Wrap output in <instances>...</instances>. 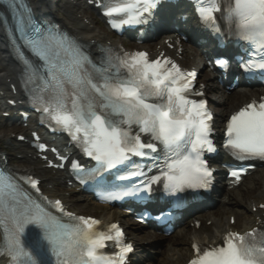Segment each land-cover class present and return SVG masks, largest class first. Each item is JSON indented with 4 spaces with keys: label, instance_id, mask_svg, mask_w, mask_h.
I'll use <instances>...</instances> for the list:
<instances>
[{
    "label": "snow or ice",
    "instance_id": "6c2138e0",
    "mask_svg": "<svg viewBox=\"0 0 264 264\" xmlns=\"http://www.w3.org/2000/svg\"><path fill=\"white\" fill-rule=\"evenodd\" d=\"M3 2L15 8L17 0ZM158 3L109 0L98 3V7L112 27L119 28L146 23ZM194 3L200 20L214 32L222 31L216 16L221 13L229 31L235 25L237 37L251 45L249 59L240 62L242 70L264 71V0ZM19 24L20 48L34 58L30 60L23 50L19 51L25 84L35 86L33 103L37 111L58 130L66 131L95 161L96 166L88 169L72 162L81 183L97 180L105 184L103 173L112 174L115 181L132 182L130 191L109 193L102 197L105 201L149 192L151 184L161 181L171 196L206 185L212 172L202 154L214 151L208 138L212 117L206 111V101L186 95L194 72L183 71L167 58L149 60L142 51L121 56L112 49H102L97 64L82 45L57 26L34 22L30 11ZM219 63L224 66L226 62ZM141 134L149 140L145 142ZM225 135V147L232 150L235 159L264 160V102L250 103L233 114ZM38 147L45 150L43 144ZM158 150L163 152L162 159L150 155ZM133 157L152 159L160 175L147 177ZM232 175L238 180L240 173ZM141 177L147 179L136 184ZM21 179L38 190V182L31 176L17 177L0 170V245L16 264H125L130 246H123L115 259L99 251L106 247V241L115 238L119 243L123 233L116 224L110 225L107 233L95 232L98 221L73 215L59 200L41 196L46 205L40 203L18 183ZM256 234V229L245 234L230 232L222 246L202 252L193 245L195 255L190 264H264V233L260 246L255 244Z\"/></svg>",
    "mask_w": 264,
    "mask_h": 264
},
{
    "label": "bare ground",
    "instance_id": "6f19581e",
    "mask_svg": "<svg viewBox=\"0 0 264 264\" xmlns=\"http://www.w3.org/2000/svg\"><path fill=\"white\" fill-rule=\"evenodd\" d=\"M31 5L34 7L36 14L40 17H47L50 19L55 20L65 29L69 30L72 34L82 37L87 41H98L104 43L108 41L107 35L103 32V28L97 27L93 19L88 17V8L84 4V0H29ZM86 1V0H85ZM165 39L173 40V36L171 34H164L161 37H158L154 44L159 45ZM192 62L187 61L186 55H183L181 64L186 68H198L199 65L203 62V55L197 50L192 49L191 53ZM17 70L15 65L10 61L8 57V53L6 51V46L2 38L1 28H0V91L2 92L4 98L5 96L9 95L10 89H8V85L14 82V78L17 74ZM205 79V78H204ZM203 79V80H204ZM2 81V82H1ZM233 93H227L224 89L216 87L212 81H207V91L210 94L211 100L210 103L213 106V110L215 111H223L226 113L234 112L238 107L250 101L253 97L256 98L259 95H264V89H254L248 88L246 86H239L238 88L233 89ZM0 98V99H1ZM3 106V104H1ZM4 110L0 111L2 114ZM0 114V126L2 125L3 119ZM11 134L9 133H0V139H3L4 143H7L8 146H13L12 141L8 137ZM20 151L18 152L19 155L22 156L23 161L27 164V166H20L16 168V171L22 172L23 169L25 171L33 172V165H37V160L34 159L33 153L25 144H20L17 147ZM31 153V154H30ZM58 173L60 176V180L64 176L62 173ZM220 178V177H219ZM46 186H50L51 188L47 190V195L51 198H61L62 201L70 206L73 207L76 204V198L74 197V191L76 189L70 188V190L61 189L59 190L53 184L52 176L47 178L45 175L43 176ZM259 179L261 181V190L257 195L259 198H253V200H248V211L244 212L240 209L233 211L230 208H227L225 202L219 200L221 203L220 207H216L213 209V203H211V208L208 211L202 210L201 212L196 213L195 216L191 217L187 222H192L193 220H203L209 221L210 225L205 226L203 222L199 227L193 226L189 228L187 226V222L184 221L179 224V227L173 230V232L169 235L166 240H168L172 247L169 249V261L171 264H181L182 262H186L189 258L192 257V250L189 248V245H196L199 248H203L209 245H214L219 241L221 236L226 233L227 231L234 229L229 223V217L236 213V220L240 223V232L250 230L252 227L256 225L259 226L264 224V211L256 210V212H252V208L258 205H264V166L257 168L254 174L251 175L250 182L248 186L242 187L240 184L236 188H231L228 184V180H225L227 186L231 188L230 192L224 194V196L230 195L236 197L238 202L244 199L246 193H248L254 187V180ZM59 180V181H60ZM223 185V182L218 183ZM225 185V184H224ZM242 188H241V187ZM217 186L215 187L216 190ZM220 189H226L223 186ZM217 188L216 193H219L220 190ZM228 189V188H227ZM247 191L246 193H244ZM215 193V192H214ZM213 193V194H214ZM212 194V195H213ZM212 196L209 197V202H211ZM230 201V199H228ZM92 204L98 208H101L100 217L99 219L102 221L103 224H109L115 220H122L125 219L126 216L117 210H113L108 206L98 205L92 202ZM202 207V205H201ZM228 212V213H227ZM220 214V215H217ZM241 215V217H239ZM192 219V220H191ZM126 220V219H125ZM186 222V224H184ZM126 223V222H124ZM184 224V225H182ZM185 235L187 237L186 242L184 244H178V239L182 238ZM155 233L151 231H142L139 235H132V241H137L140 238H144L145 240H149L154 238ZM162 238H165L161 236ZM143 251V247L138 245L136 247V253L131 258V264H139V253ZM0 264H5V261L0 260Z\"/></svg>",
    "mask_w": 264,
    "mask_h": 264
},
{
    "label": "rangeland",
    "instance_id": "374dc122",
    "mask_svg": "<svg viewBox=\"0 0 264 264\" xmlns=\"http://www.w3.org/2000/svg\"><path fill=\"white\" fill-rule=\"evenodd\" d=\"M89 14L91 15V17H93L94 21H97L92 13L89 12ZM188 50L191 51V49H188ZM187 55L189 56V52H187ZM199 69L203 70L202 68H199ZM199 77H200V79L203 80L202 71L199 72ZM212 107H217V106L215 105ZM214 113L216 116V125H221V121L224 119V117L227 115V113L223 112V111L218 112L215 110H214ZM15 128H16V125L12 124L10 126L9 123H6V127L0 129V133H2V132L9 133V132H7V131H10L8 129H11L13 132H15L17 129H21V128H17V129H15ZM12 139H13V137H12ZM12 145L13 146L10 147V146H8L7 143L3 142V139H0V152L4 153L6 155V157L8 158V165L10 167H13V168L20 167L21 165L26 166V164L22 160L19 161L20 156H19V154H17L20 151L17 148L19 146V144H16L15 142H13ZM33 167L35 168V171L36 170L38 171L37 167H35L34 165H33ZM252 173L254 174V172H252ZM44 174H46V172H44ZM46 176H49V174L47 173ZM250 178H251V175L246 177L244 179V181L242 182L241 186L242 187L248 186V184L250 182ZM54 180H55V181H53L54 184L60 186V183L58 181H56V177H54ZM258 180L259 179L254 180L255 185H254L253 189H251L248 193H246L247 191L244 192L246 194L244 196V199L240 202H238L236 197H234L232 195H230V198H228L227 195L224 196V194L227 192L225 190H222L220 192V194L218 195L219 198H215L217 200L214 202L213 209L216 207H220L221 203H219V200H221L222 202H225V205L227 208H230L231 210H233L235 212H236V210L240 209L244 212L249 213L248 204H247L248 200H253V198H259L260 199V197H258L257 194L260 191H262L261 190L262 185H261V181H258ZM74 197L76 198L77 201H76L75 206L70 207V209L76 211L78 214H81V215H90V216L100 217L99 214L101 212V208L94 206L92 204V202L87 197L80 196L76 193L74 194ZM228 199H230V201ZM217 215H220V214H217ZM232 216L236 217V213H234V215H232ZM239 217H241V215ZM125 219L118 220V221L124 227L125 232L127 233L128 237H130V239H131L132 235H139L142 233V231L138 230L137 226L132 224L130 219H128V218H125ZM241 220H242V217H241ZM124 222H126V223H124ZM233 227L235 229L239 230L240 223L237 221L236 224L233 225ZM186 239H187V237L185 235H183L182 238L178 239L177 242H178V244H184V243H187ZM134 245H135V247L138 245L143 247V251L139 253V259H140L139 264H171V261H169V256H170L169 255V249L172 247V245L168 240H166V238L159 237V235L157 233L154 236V238H151L149 240H145L144 238H140L137 241L135 240ZM187 245H190V244L187 243ZM183 263L184 262H182L181 264H183Z\"/></svg>",
    "mask_w": 264,
    "mask_h": 264
}]
</instances>
